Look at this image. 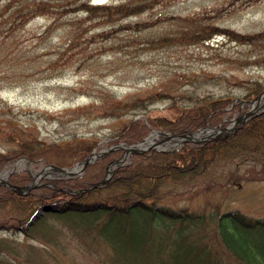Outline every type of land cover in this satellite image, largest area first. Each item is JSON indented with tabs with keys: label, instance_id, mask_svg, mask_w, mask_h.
Masks as SVG:
<instances>
[{
	"label": "rangeland",
	"instance_id": "1",
	"mask_svg": "<svg viewBox=\"0 0 264 264\" xmlns=\"http://www.w3.org/2000/svg\"><path fill=\"white\" fill-rule=\"evenodd\" d=\"M88 1L144 0H0V151L14 145L6 139L14 132L37 143L42 158L36 166L21 159L7 168L38 172L66 155L63 143L87 140L105 150L131 119L174 118L203 95L240 102L230 111L236 117L246 104V87L264 85V0H148L153 5L142 12L111 17L87 13L82 5ZM197 31L203 34L195 36ZM234 32L256 36L240 41ZM261 170L259 163L218 162L201 176L163 184L162 198L174 207L217 205L220 212L264 217V177L255 178ZM242 173L249 178L228 181ZM42 217L31 238L1 229L0 258L15 264H110L77 233L81 224L48 213L37 220ZM12 221L0 209V222Z\"/></svg>",
	"mask_w": 264,
	"mask_h": 264
},
{
	"label": "trees",
	"instance_id": "2",
	"mask_svg": "<svg viewBox=\"0 0 264 264\" xmlns=\"http://www.w3.org/2000/svg\"><path fill=\"white\" fill-rule=\"evenodd\" d=\"M152 5V2L144 0L118 4L85 3L82 6L87 13L111 17L136 14ZM19 9L23 10V7ZM134 27L141 28L136 23ZM195 34L200 36L203 33L197 31ZM255 36L234 32V38L240 41L251 40ZM246 89L243 97L250 100L264 89V85L255 81ZM147 98L150 99L151 95ZM230 101L228 95H203L174 118L145 115L131 119L106 144L118 141L134 143L151 128L181 134L204 125L214 126L229 119L233 115L230 111L240 105V102L231 104ZM6 139L15 143L6 151H0V169L21 156L26 157L31 166L42 160L37 143L20 139L14 132L8 133ZM63 144L66 155L55 163L60 166L83 159L95 143L84 140L75 146ZM118 152L121 153V149L98 156L86 165L80 175L49 179L53 186L39 184L21 194L0 185V209H6L14 217L10 223L0 222V230H19L31 238L44 217L28 225L27 222L38 207L50 205L52 209L45 213L81 224L76 228L80 230L77 233L110 264H264V217H251L237 209L220 212L217 205L207 210L174 207L163 201L164 193L161 191L163 184H177L201 176L218 162L240 161L253 166L259 163L262 170L255 178L262 179L264 109L239 123L230 136L211 138L201 143H184L166 151L134 153L112 168L106 182L85 189L103 178L107 163L117 158ZM248 178L242 173L232 179L228 177V181L235 183ZM31 179L24 168L8 177L16 185H24ZM1 245L2 241L0 248ZM0 264L15 263L0 258Z\"/></svg>",
	"mask_w": 264,
	"mask_h": 264
},
{
	"label": "water",
	"instance_id": "3",
	"mask_svg": "<svg viewBox=\"0 0 264 264\" xmlns=\"http://www.w3.org/2000/svg\"><path fill=\"white\" fill-rule=\"evenodd\" d=\"M262 95H264V91L261 94H259L255 100H257ZM255 112H256L255 108L252 107L243 115L235 118L228 126H225V127L215 126L210 131L205 132V136H203L202 138H193V137H190L189 134H184V135L180 136V137H182L181 141H203L209 137L219 138V137L228 136L229 134L235 132L236 125L239 121L245 120L247 118V116L253 115ZM171 136H174V135L172 134ZM139 143L140 142L134 143L131 145H126V144L115 145L114 147H120L124 151L120 160L125 158L130 153L143 152L147 149V147H145V148L139 147V145H138ZM153 148H155V147L153 146ZM104 153H106V150L92 151L83 160H81L80 162L71 166L70 169L68 167H58V166L53 165V164H48L45 167L40 169L39 173L36 174L35 180L41 176H45V174H43V172H45L47 170H58L61 173L66 174L67 176L79 174L81 171H83L85 169V166L88 162L92 161L97 155L104 154ZM120 160L119 161H111V163H118V162H120ZM109 165L106 168V174H109ZM11 171H9L8 174ZM8 174H6L4 177H0V184H4V185L14 189L17 192H23L24 190L28 189L30 186H32L34 184V183H32L30 185H24V186L13 185L7 181ZM107 177H108V175L105 177L104 181L107 180ZM49 209H51L49 205L41 206L36 211V213L33 215L31 220H35L37 217L41 216L44 211L49 210Z\"/></svg>",
	"mask_w": 264,
	"mask_h": 264
},
{
	"label": "bare ground",
	"instance_id": "4",
	"mask_svg": "<svg viewBox=\"0 0 264 264\" xmlns=\"http://www.w3.org/2000/svg\"><path fill=\"white\" fill-rule=\"evenodd\" d=\"M152 136H148L141 144H139L140 147L143 146H148L149 144L152 143ZM6 174V172L4 173H0V177H3Z\"/></svg>",
	"mask_w": 264,
	"mask_h": 264
}]
</instances>
